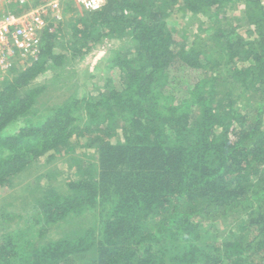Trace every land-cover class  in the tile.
I'll use <instances>...</instances> for the list:
<instances>
[{
  "label": "trees",
  "instance_id": "obj_1",
  "mask_svg": "<svg viewBox=\"0 0 264 264\" xmlns=\"http://www.w3.org/2000/svg\"><path fill=\"white\" fill-rule=\"evenodd\" d=\"M72 4L71 21L49 23L38 59L0 81V188L70 145L93 154L64 194L41 189L25 226L9 230L15 216L0 211V264H264L262 0ZM176 19L197 23L199 36L171 32ZM186 33L196 38L182 44ZM123 39L131 47L110 63L118 84L41 102L48 87L38 78ZM70 78L60 87L70 90ZM88 212L93 224L45 238ZM240 216L229 240L203 242L204 225Z\"/></svg>",
  "mask_w": 264,
  "mask_h": 264
},
{
  "label": "rangeland",
  "instance_id": "obj_2",
  "mask_svg": "<svg viewBox=\"0 0 264 264\" xmlns=\"http://www.w3.org/2000/svg\"><path fill=\"white\" fill-rule=\"evenodd\" d=\"M2 1V3L5 4V9L3 10V12H11L10 10L14 8L17 9L16 12L29 11L31 10V8L33 9L34 2L39 3V1L36 0H26V3L21 8L17 7V5L13 1ZM54 1L56 0H41V3L46 2L47 4H50ZM58 1V12L47 15V19H53V16L55 15L59 16L60 19L55 23L65 24L66 21L68 22L69 20H72L73 15L69 14L68 12H64V1L73 3L71 9L69 10L82 9L77 0ZM262 2L264 4V0H262ZM241 4H239L240 9H238L235 14L239 15V10L243 9V6ZM1 6L2 5L0 1V10L2 9ZM77 6L80 8H78ZM176 20L177 22L174 20L171 25L169 24V29L171 30V32L176 33L178 28L180 29L185 26V28L190 27L193 30L192 34L190 35L196 34V36H199L198 32H200L201 27H198L197 23L191 24L187 23V20ZM187 34L188 33L185 34V37L183 36V39L181 38L180 42L182 44L189 43L191 40H194L196 38V36L194 38L188 37L187 40H185V38L189 36ZM129 46L131 47V43L127 39H123L118 42H104L103 45H100L93 51H91V53L84 58L85 60H77L69 65L67 67L66 74L65 72L63 74L62 71L59 72V70L55 72H47L45 75L38 78L36 82L33 83V85L35 86L46 85L48 87V89L46 90V94H44L41 99V102H43V104H49L47 106L60 104L63 102L67 95H70V93H72L74 88L76 89L73 92L77 98H82L84 97V95L91 93H99L101 92V90H103V85L107 78H111L115 85L118 84L122 71H120V69L118 68L113 69L110 63H113L112 58L116 53H123V51H127V49H129ZM60 49L61 48L56 47L55 51H61ZM29 63L30 62L28 60H17L12 64L11 68L7 72H2L0 70V81L3 77L10 79V76L13 72L24 70L29 66ZM64 75L71 76L69 84L71 86L72 83V87L70 90H66L65 84L64 87H60L58 79L64 80ZM66 151L67 154L65 155H63L64 153L56 154L52 161H48V157L46 156L45 158L38 161L34 166L26 170L24 173L14 178L11 184H8V186L4 188H0V211L5 210V212H7L8 214L11 213L15 216L13 222L10 225L9 223L6 225L9 230H17L25 226V224L23 225V218H27V215L29 213L31 214V207H33L36 199H38L41 189H45L46 187L51 185L60 194H64L67 184L78 178L77 168L87 170V168H85V163L87 161V157L89 158L93 154L92 150L83 149V147L79 145L75 147L73 151V148L70 145L69 147H67ZM83 153H86V157L82 155ZM74 158L81 161H77L75 164H73ZM93 216H95L93 212H88L86 214V217L75 218L63 222L57 225V227L52 228L51 231L45 236V238L51 240L60 239L67 231H70L71 229H75L77 227L82 228V226H85L86 228L89 226L88 224L90 222L91 224H93V220H95V217L93 218ZM244 220L245 219L241 216L240 218L238 217L234 220H212L213 226H211V224L204 225L206 233L205 236H203L205 240L202 237L203 242H206V244L222 243L225 239L229 240L228 233L235 232L238 226L244 224H242ZM242 228L243 226L241 227V229Z\"/></svg>",
  "mask_w": 264,
  "mask_h": 264
},
{
  "label": "built area",
  "instance_id": "obj_3",
  "mask_svg": "<svg viewBox=\"0 0 264 264\" xmlns=\"http://www.w3.org/2000/svg\"><path fill=\"white\" fill-rule=\"evenodd\" d=\"M9 1L16 2L17 7L21 8L26 3V0ZM77 1L81 8L88 12L100 7L104 2L103 0ZM58 5L59 1L56 0L50 4L31 8L29 11L6 12L0 16V70L2 72H7L17 60H28L31 64L38 59L42 35L46 29L48 32L55 30L49 26L50 20L57 22L60 19L57 15L53 16V19H47V15L58 12Z\"/></svg>",
  "mask_w": 264,
  "mask_h": 264
},
{
  "label": "crops",
  "instance_id": "obj_4",
  "mask_svg": "<svg viewBox=\"0 0 264 264\" xmlns=\"http://www.w3.org/2000/svg\"><path fill=\"white\" fill-rule=\"evenodd\" d=\"M1 1V7H2V9L0 10V11H2V12H0V16L2 15V14H4V13H6L7 11H4L3 12V10L5 9L4 7H5V4L4 3H2L3 1L2 0H0ZM7 4V3H6Z\"/></svg>",
  "mask_w": 264,
  "mask_h": 264
}]
</instances>
